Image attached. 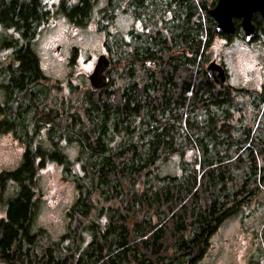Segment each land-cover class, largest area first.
Listing matches in <instances>:
<instances>
[{
	"label": "trees",
	"instance_id": "trees-1",
	"mask_svg": "<svg viewBox=\"0 0 264 264\" xmlns=\"http://www.w3.org/2000/svg\"><path fill=\"white\" fill-rule=\"evenodd\" d=\"M9 2L0 0V27L13 28L18 39L0 43L9 51L0 64V134L13 133L24 152L15 169L0 174V262L196 264L217 227L254 202L264 183V90L243 122L235 118L243 110L232 106L237 93H251L214 84L202 66L214 37H231L215 33L200 5L203 20L191 25L198 69L176 59L167 66L170 58L163 66L166 52L154 44L151 83H107L71 99L43 74L27 43L35 0ZM233 22L232 37H239ZM63 140L79 147L77 171L59 149ZM187 149L196 155L180 164L179 175H159L162 162ZM50 164L76 192L55 241L31 229L37 174ZM8 184L15 191L5 198Z\"/></svg>",
	"mask_w": 264,
	"mask_h": 264
},
{
	"label": "rangeland",
	"instance_id": "rangeland-1",
	"mask_svg": "<svg viewBox=\"0 0 264 264\" xmlns=\"http://www.w3.org/2000/svg\"><path fill=\"white\" fill-rule=\"evenodd\" d=\"M171 20L169 16L166 22L171 23ZM117 24L126 28L129 20L123 18L118 22L109 21L107 29L112 31ZM152 28L155 29V26ZM3 39H18V34L12 29L0 27L1 44ZM101 42L102 37L97 25L91 23L87 27L72 29L65 21L57 18L47 21L37 29L30 46L38 57L43 74L50 78L51 82H57L61 86L63 95L75 99L79 93L90 88L88 75L91 69L71 65L67 50L77 46L82 51L80 58H86L88 54L101 50ZM59 43L62 49L60 52H55V46ZM214 43L216 47H209L203 56L205 62L202 66L205 69L207 62H210L215 55L216 61L220 65L223 64L226 69L228 87L245 89L251 93L248 98L242 96L243 92L237 93L232 106V109L243 110V112H237L235 118H241L243 122L248 123L255 113L250 111L254 107L255 96L263 89L264 39L249 43L240 37H231L229 40L217 37ZM0 50V64L4 65L8 58V50L3 48ZM112 72L110 81L114 79V71ZM67 85L74 86V94L68 90ZM1 95L0 93V101H2ZM59 149L70 162L74 163L73 169L77 171L78 165L75 161L79 155L78 145L63 140ZM23 152L24 145L14 137L13 133L0 134V174L15 169L21 162ZM195 155L190 149L185 150L182 155H170L161 163L159 175H179L180 164L191 163ZM62 177L64 174L62 176L61 171L54 164L42 168L37 174L38 197L31 229L32 231L43 229L48 241L57 240L65 231L66 211L75 200L74 186L69 181L62 180ZM260 186L259 196L254 202L241 207L235 215L225 219L217 227L209 239V246L203 257L196 264H262L264 260V183ZM14 191L15 185L8 184L4 190V197L12 196ZM3 215L4 211L0 207V217ZM0 264L4 263L0 262Z\"/></svg>",
	"mask_w": 264,
	"mask_h": 264
},
{
	"label": "flooded vegetation",
	"instance_id": "flooded-vegetation-1",
	"mask_svg": "<svg viewBox=\"0 0 264 264\" xmlns=\"http://www.w3.org/2000/svg\"><path fill=\"white\" fill-rule=\"evenodd\" d=\"M9 1L21 4L22 1L29 2L30 0ZM35 3L37 20L32 24V35L27 40L28 44L31 45V40L37 29L47 21L60 18L72 29L87 27L93 23L97 25L102 37L101 50L93 52L94 54H88L86 58H80L81 49L77 46L70 47L67 50L70 54V64L75 67L91 69L92 72L97 58L103 55L109 62L103 72L107 83L129 85L151 83L152 69L156 67L151 61V48L154 44L162 45L166 52L163 66L167 65L165 62L170 58L172 61L167 66L174 64L176 59L187 68L195 66V69H198L200 57L196 56L194 61V45L197 44V36L191 25H196L199 17L204 15L200 12V5L207 7L208 10L217 3V0H35ZM169 16L172 18L171 23L166 22ZM123 18L129 20L126 28L117 24L114 30L107 29L109 21L118 22ZM201 18L203 20V16ZM237 20L239 21V19ZM251 20L255 27V36L251 42L254 40L263 41V18L259 12L255 11ZM259 21L263 23L262 31L257 27ZM185 22H188L187 25ZM153 26L155 29L152 28ZM7 29L13 30L11 27ZM239 37L243 39L242 31ZM216 38L214 37L209 47H216L214 43ZM61 49L62 45L59 43L56 44L54 51L60 52ZM213 58L216 61L215 55L212 56ZM216 63L218 62L216 61ZM221 66L224 68L227 82L226 69L223 64ZM112 71H114V79L110 81ZM223 86L228 85L225 83ZM262 88L261 91L264 90V82H262ZM257 95L255 102H257Z\"/></svg>",
	"mask_w": 264,
	"mask_h": 264
},
{
	"label": "water",
	"instance_id": "water-1",
	"mask_svg": "<svg viewBox=\"0 0 264 264\" xmlns=\"http://www.w3.org/2000/svg\"><path fill=\"white\" fill-rule=\"evenodd\" d=\"M257 11L264 21V0H217V3L207 10L208 16L215 22L216 34H224L232 37L235 33L233 19H239V25L245 42H251L255 36V27L252 23V14ZM109 62L105 56H99L93 71L89 76V87L96 91L106 86L107 80L104 75ZM209 79L217 85L226 83L224 68L216 63L213 58L205 67Z\"/></svg>",
	"mask_w": 264,
	"mask_h": 264
}]
</instances>
